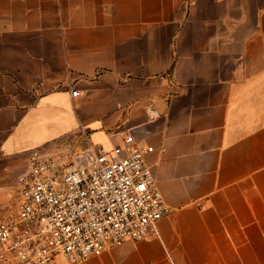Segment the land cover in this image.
Here are the masks:
<instances>
[{"label": "crops", "instance_id": "obj_1", "mask_svg": "<svg viewBox=\"0 0 264 264\" xmlns=\"http://www.w3.org/2000/svg\"><path fill=\"white\" fill-rule=\"evenodd\" d=\"M125 135L169 213L79 264H264V0H0V205L30 149Z\"/></svg>", "mask_w": 264, "mask_h": 264}, {"label": "built area", "instance_id": "obj_2", "mask_svg": "<svg viewBox=\"0 0 264 264\" xmlns=\"http://www.w3.org/2000/svg\"><path fill=\"white\" fill-rule=\"evenodd\" d=\"M70 148L60 139L28 151L0 205V264L83 263L156 233L169 213L145 162L149 150L131 135L67 165Z\"/></svg>", "mask_w": 264, "mask_h": 264}, {"label": "rangeland", "instance_id": "obj_3", "mask_svg": "<svg viewBox=\"0 0 264 264\" xmlns=\"http://www.w3.org/2000/svg\"><path fill=\"white\" fill-rule=\"evenodd\" d=\"M83 152L84 150H82L79 145L71 144L69 156L64 160V163L69 165L74 164V162L76 161L80 162ZM47 154H50V152H48Z\"/></svg>", "mask_w": 264, "mask_h": 264}]
</instances>
